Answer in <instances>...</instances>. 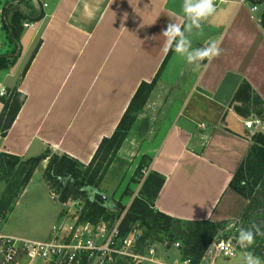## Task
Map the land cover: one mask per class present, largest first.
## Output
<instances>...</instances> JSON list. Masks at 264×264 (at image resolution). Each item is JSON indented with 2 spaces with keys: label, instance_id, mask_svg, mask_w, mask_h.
Masks as SVG:
<instances>
[{
  "label": "crops",
  "instance_id": "obj_1",
  "mask_svg": "<svg viewBox=\"0 0 264 264\" xmlns=\"http://www.w3.org/2000/svg\"><path fill=\"white\" fill-rule=\"evenodd\" d=\"M5 1V18L19 11L34 31L24 52L19 44L14 64L0 70V88L26 96L0 136V152L27 159L48 148L87 165L139 83L158 73L137 118L143 127L134 126L130 144L125 138L116 153L135 157L123 173L131 178L140 159L149 158L148 170L164 178L154 208L173 219L229 224L241 218L247 200L228 185L251 146L244 120L255 116L238 114L232 98L245 80L264 102V0H225L193 31V48L218 40L224 50L199 71L176 51L163 50L161 30L186 21L183 0Z\"/></svg>",
  "mask_w": 264,
  "mask_h": 264
},
{
  "label": "trees",
  "instance_id": "obj_2",
  "mask_svg": "<svg viewBox=\"0 0 264 264\" xmlns=\"http://www.w3.org/2000/svg\"><path fill=\"white\" fill-rule=\"evenodd\" d=\"M8 4L9 1L6 2V7ZM6 7L1 11V30L7 42L4 49H0V70L8 69L14 64L18 56L19 38L23 30L22 24L25 20H28L19 11H14L10 19L5 18ZM41 17L42 15L37 16L35 21ZM38 45L39 42L32 50L23 68L22 75L28 67ZM157 74L150 82L142 81L139 83L115 130L109 137H105L100 141L97 150L87 165L80 164L76 159L66 154L52 152L48 148L40 155L25 160L18 156L0 152V174L4 176L0 178H3V180L7 181L18 167L26 168L20 187L13 196L14 200L11 199V202L13 200L12 205L14 206L16 203L18 196L21 194L33 171L42 161L46 160L47 163L43 169L42 178L45 182L61 190L58 199L60 202L68 198L75 200V198L81 195L85 196L90 192L91 199L89 200V208L93 214H91L92 217L98 216L103 210H116V206L121 207L118 203H114L115 207H108L104 203L105 199L103 195L96 190V187L105 175L111 163V158L115 156L122 142L131 131L137 115L142 111L154 88ZM22 75H20L19 80ZM25 99V94L19 92L15 87L9 89L7 93L5 90V95L0 97V136L5 135ZM232 103L238 114L246 117L253 113L260 121V124L263 125L262 128H257L253 133L250 132V149L233 174L228 185L230 189L247 200V205L241 214L242 218L249 207V200L251 199L255 186L264 178V102L255 94L250 85L243 80L233 95ZM108 154L109 158L107 159ZM145 159L148 167L150 159L142 157L136 166L135 172L143 170L144 166L142 162ZM146 176L142 183L141 191H139V196L132 200L122 216L120 222L121 235L125 236L133 229L140 231V227L145 226V229L142 230V232L144 231L143 236H141L142 233L140 232L139 242L142 243L145 238L149 239L155 234L172 236L176 230V224L193 226V229L189 230L186 235L185 244L187 245V249H181V252H183L181 259H188V264H198L205 250V246L215 231L221 228L224 223H213L203 220L182 222L157 211L154 208L153 201L163 184L164 178L153 171H149ZM5 216L6 213L2 212L0 221H5ZM170 240L171 242L175 241V239ZM155 241L157 240L153 242ZM79 264L86 263L81 261ZM112 264H124V261L116 260Z\"/></svg>",
  "mask_w": 264,
  "mask_h": 264
},
{
  "label": "rangeland",
  "instance_id": "obj_3",
  "mask_svg": "<svg viewBox=\"0 0 264 264\" xmlns=\"http://www.w3.org/2000/svg\"><path fill=\"white\" fill-rule=\"evenodd\" d=\"M219 6H217L216 8V12L219 10ZM4 7H6V1L2 0L0 8L2 9ZM260 8H264V3L260 5ZM1 9L0 17L2 13ZM19 9L25 12V7H20ZM11 12L12 11H10V14ZM33 31L34 30L31 28L23 27L19 38V44L23 52L27 48V44L33 34ZM6 42L7 40L4 37L3 31L0 29V49H4ZM34 47L35 44L33 45L32 49ZM139 114L137 115L132 128L134 126L143 127L141 123L139 124L137 122L139 121L137 120ZM132 128L127 136L128 140H126V144H130L129 139L131 138V135H133ZM129 146L136 148L137 143L133 141V143ZM108 158L109 154L107 155V159ZM133 158L135 157L126 156V159L123 160L121 158H118L116 154L114 157L111 158V163L109 164V167H111L113 163H116L117 165L114 168L109 169L105 173L103 178L98 183L96 190H98L103 195L105 199L104 203L108 207H115L114 203H118L119 205H121V207L116 206V210H103L101 214L94 217L91 216L92 212L89 208V200L91 199L90 192H88L85 196L81 195L75 198V200H73V198H68L67 200H65L66 202H60L58 199L61 190H58L50 183H47L43 180L47 185L46 188V186L40 181L43 169L47 161H45L46 163L42 161L33 171L30 176V179L28 180V182L30 180L31 181L26 187V191L21 196L18 204H16V207H14V209L12 210V202L14 200L13 196L19 189L22 177L26 172V168L23 169L22 167H18L14 171V173L11 174L7 181L3 180V178H0V215L2 212L6 213V221H0V232L3 235L16 237L19 239L43 241L48 238L52 226L59 224L60 221L66 222L69 226H75L76 224H81L84 222L97 223L99 221H102L110 224L112 222L117 221L124 215L126 209L129 207L132 200L135 197L139 196V191H141L142 183L149 172L148 167L146 165L147 161L145 159L142 162L144 166L143 170L135 172L136 168L134 167L131 178L128 179V177L125 175L126 173H123V171L127 172V170L131 167L130 165L132 164V162H134ZM0 177L4 176H1L0 174ZM51 194L55 195V199H52ZM11 199H13L12 202ZM67 201H73L74 204L69 205L67 204ZM249 203V207L242 218L233 223H226L217 231H215L210 241L205 246V250L203 251L198 264H237L239 261L238 259L241 257V254L244 251H253L255 255L259 256L261 260L264 261V236H257L255 244L251 249L241 248L237 241V231L240 227L247 228L252 223L264 226V178L263 180L259 181L255 186L254 192L251 196V199L249 200ZM233 224L236 229H234ZM175 226L176 230L174 231L172 236L155 234L156 236L153 235L149 239L145 238L142 243L147 245L161 243L163 241L171 242L170 239H175L180 242L179 250L177 252H173L172 249L165 250L163 253V258L167 262H170L173 259L180 260L183 254V252H181V249H187V245L185 244L186 235L189 230L193 229V226L186 224H176ZM140 229V232L142 233L141 236H143L144 231L142 232V230L145 229V226H141ZM220 237L232 239V242L234 243V246L236 248L235 257L224 258L222 256H216L214 254L213 243ZM154 240L157 241L153 242ZM114 262L115 261H113V263Z\"/></svg>",
  "mask_w": 264,
  "mask_h": 264
},
{
  "label": "built area",
  "instance_id": "obj_4",
  "mask_svg": "<svg viewBox=\"0 0 264 264\" xmlns=\"http://www.w3.org/2000/svg\"><path fill=\"white\" fill-rule=\"evenodd\" d=\"M224 1L215 0V7ZM237 1L243 3L247 0ZM42 6L45 7L46 3L43 2ZM251 10L255 11L256 6L253 5ZM33 26L31 22H23V27ZM4 95L5 89L0 88V97ZM259 125L260 121L255 117L244 120V127L251 133ZM51 197L55 199L54 194H51ZM67 204L73 205L74 202L67 201ZM121 219L122 217L110 224L99 221L84 222L75 226L60 221L52 226L48 238L43 241L19 239L0 233V264H79L81 261L86 264H112L116 260H122L124 264L189 263L188 259H173L167 262L163 258L165 250H179L180 242L177 240L145 245L139 242L140 231L137 229L122 236ZM213 252L216 256L232 258L236 255V248L232 239L220 237L213 243Z\"/></svg>",
  "mask_w": 264,
  "mask_h": 264
},
{
  "label": "clouds",
  "instance_id": "obj_5",
  "mask_svg": "<svg viewBox=\"0 0 264 264\" xmlns=\"http://www.w3.org/2000/svg\"><path fill=\"white\" fill-rule=\"evenodd\" d=\"M182 12L186 18L185 23L169 22L161 30L165 38L163 50H174L184 56L188 64L193 65L194 71L206 69L214 59L222 55V41L211 40L204 47L193 48L189 36L194 30H202L203 23L216 12L215 0H183ZM257 236H264V226L252 223L247 228L238 229L237 241L241 248L251 249ZM241 264H264V261L253 251H244Z\"/></svg>",
  "mask_w": 264,
  "mask_h": 264
}]
</instances>
